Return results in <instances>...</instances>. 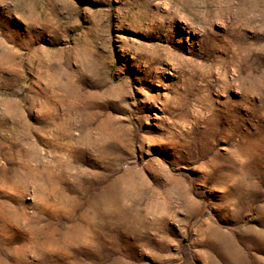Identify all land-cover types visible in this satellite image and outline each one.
<instances>
[{
	"label": "rangeland",
	"instance_id": "374dc122",
	"mask_svg": "<svg viewBox=\"0 0 264 264\" xmlns=\"http://www.w3.org/2000/svg\"><path fill=\"white\" fill-rule=\"evenodd\" d=\"M260 233L264 0H0V264H264Z\"/></svg>",
	"mask_w": 264,
	"mask_h": 264
},
{
	"label": "bare ground",
	"instance_id": "6f19581e",
	"mask_svg": "<svg viewBox=\"0 0 264 264\" xmlns=\"http://www.w3.org/2000/svg\"><path fill=\"white\" fill-rule=\"evenodd\" d=\"M250 231H251V229H250ZM255 232H256V231H255ZM216 233H217V232H216ZM256 233H257V232H256ZM220 234H221V233H220ZM260 234H261V233H260ZM261 235H264V234H261ZM226 239H227V238H226ZM226 239H225V240H226ZM230 241H231V240H230ZM228 242H229V241H228ZM228 242H227L226 244L224 243V245H227ZM212 245H213V244H212ZM214 245H215V244H214ZM218 245H219V244H218ZM216 246H217V245H216ZM221 246H222V245H221ZM221 246H219V247H221ZM210 247H211V246H210ZM213 247H214V246H213ZM217 247H218V246H217ZM222 247H223V246H222ZM226 247H227V248L225 249L224 252H225L226 254L228 253V255H230L231 257H233L232 255H234V256H235V255H237V256H238V255H239V256L242 255V254H241V251H239L240 248L237 247L236 245H234V243H229L228 246H226ZM238 248H239V249H238ZM223 249H224V247H223ZM217 250H218V249H217ZM209 251H210V250H209ZM225 253H224V254H225ZM226 254H225V256H227ZM239 256H238V257H239ZM231 257H230V259H231ZM240 257L242 258V256H240ZM232 259H233V258H232ZM240 260H241V259H239V262H240ZM242 260H243V259H242ZM241 263H242V262H241ZM219 264H221V263H219ZM223 264H233V263H232V262H229V261H223ZM234 264H237V263H234ZM255 264H260V261H259V260L256 261ZM262 264H263V263H262Z\"/></svg>",
	"mask_w": 264,
	"mask_h": 264
}]
</instances>
